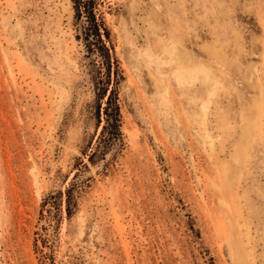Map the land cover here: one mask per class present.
I'll list each match as a JSON object with an SVG mask.
<instances>
[{"label": "rangeland", "instance_id": "rangeland-1", "mask_svg": "<svg viewBox=\"0 0 264 264\" xmlns=\"http://www.w3.org/2000/svg\"><path fill=\"white\" fill-rule=\"evenodd\" d=\"M96 3L122 146L90 161L73 0H0V264H264V0Z\"/></svg>", "mask_w": 264, "mask_h": 264}, {"label": "trees", "instance_id": "trees-1", "mask_svg": "<svg viewBox=\"0 0 264 264\" xmlns=\"http://www.w3.org/2000/svg\"><path fill=\"white\" fill-rule=\"evenodd\" d=\"M75 18L84 22L82 39L87 53L95 54L99 59L94 78L95 101L92 107L96 120V129L100 132L95 141L94 150L89 156L93 161L104 159L105 155L122 145L121 114L117 85L121 75L116 60L111 58L104 39L108 41L109 32L102 19L96 14V0H73Z\"/></svg>", "mask_w": 264, "mask_h": 264}]
</instances>
